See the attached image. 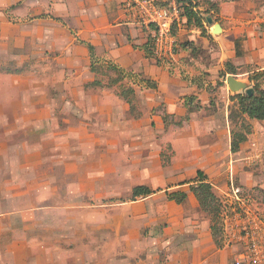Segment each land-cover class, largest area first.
I'll use <instances>...</instances> for the list:
<instances>
[{
	"label": "rangeland",
	"instance_id": "1",
	"mask_svg": "<svg viewBox=\"0 0 264 264\" xmlns=\"http://www.w3.org/2000/svg\"><path fill=\"white\" fill-rule=\"evenodd\" d=\"M223 2L192 0L216 23H225ZM51 9L52 0H0V264H198L187 245L210 231L211 216L198 207L195 181L180 187L191 196L182 204L166 191L201 169L221 208L233 181L264 209V121L246 117L242 155L230 151L243 117L230 120L239 103L219 68L220 33L178 27L176 58L158 66L179 83L157 94L142 74L121 77L100 57L91 73L76 40L89 25L42 19ZM252 70L235 77L250 86ZM198 85L203 108L188 121L183 95ZM129 88L141 89L133 108L120 96ZM139 185L155 192L133 200ZM217 246L231 244L223 234Z\"/></svg>",
	"mask_w": 264,
	"mask_h": 264
},
{
	"label": "crops",
	"instance_id": "2",
	"mask_svg": "<svg viewBox=\"0 0 264 264\" xmlns=\"http://www.w3.org/2000/svg\"><path fill=\"white\" fill-rule=\"evenodd\" d=\"M195 9L202 11L199 6L198 8L195 6ZM43 14H47L46 17H43ZM200 15L202 17L205 16L203 17L204 25H213V33H215V25H221L222 31L218 32L220 34L217 37V56L218 62H220L219 65L221 64L219 68L225 67L227 62H231L239 68L264 69V0H229V2L221 3L220 11L217 15L223 17L225 23H216L215 18L207 17L204 13H200ZM41 18L60 21L64 25L71 27V29L89 25L88 27H83L81 36H78L80 39L76 38V40L83 45L89 56L90 70L92 60L88 44L94 46L96 58L100 57L108 60V63L120 69L124 74V78L127 74L135 76L142 74L143 77L139 76L143 78L140 83H144L146 88L152 90V92L157 93L156 91H158L160 94L175 92L179 83L178 80L172 78L169 74L162 73L158 66L162 61L149 59L146 56L144 45L149 35L145 29L140 28L134 22L131 11L126 6V0H52L51 13H42ZM209 19H212V23L209 22ZM145 34L147 35V40L145 39ZM238 44L241 52L239 56L237 55ZM198 66L203 68L199 62ZM147 81L153 82L156 86L149 85ZM139 90L141 89H134L135 94H139ZM204 91H206V88L198 85V92H190L183 95L182 100L186 108V119L189 115L188 121L191 120V115L198 112V110L189 113L187 100L194 97L195 103L201 104L203 108L201 98ZM172 101L174 100L167 98L168 104H172ZM244 144H242V149ZM241 150L235 153L237 157H241ZM198 171L204 172L201 169H198ZM204 174L207 175L205 172ZM208 180L211 183L209 177ZM185 181V179L181 182L179 181L178 190H183L180 187L184 186L181 183ZM190 198L191 196L188 195L187 200ZM198 207L201 208L199 203ZM210 225L211 223L209 224V229ZM194 233L196 234L187 246L193 250L194 254H198V264H233L239 248L237 245L228 246L229 250H221L213 240L211 229L204 235L199 234V231ZM191 249L190 252L192 251ZM178 264H183V262Z\"/></svg>",
	"mask_w": 264,
	"mask_h": 264
},
{
	"label": "built area",
	"instance_id": "3",
	"mask_svg": "<svg viewBox=\"0 0 264 264\" xmlns=\"http://www.w3.org/2000/svg\"><path fill=\"white\" fill-rule=\"evenodd\" d=\"M126 6L151 36L156 58L173 61L178 54L176 30L183 25L179 1L126 0ZM230 189L232 199L222 207V219L225 242L239 247L233 264H264V209L241 185L232 181Z\"/></svg>",
	"mask_w": 264,
	"mask_h": 264
},
{
	"label": "trees",
	"instance_id": "4",
	"mask_svg": "<svg viewBox=\"0 0 264 264\" xmlns=\"http://www.w3.org/2000/svg\"><path fill=\"white\" fill-rule=\"evenodd\" d=\"M180 4V8L182 10L181 16L183 25L185 27L188 24L194 23L200 29L204 28V18L200 15V11L195 9V5H193L192 0H178ZM152 39L151 36L148 37L147 42L144 45L145 54L147 57H154L155 60L159 61L156 56L154 55V50L152 48ZM178 44V42H177ZM89 53L91 56V70H96L95 65V49L94 46L88 44ZM189 46L188 44L185 47ZM177 51L179 52V47L177 46ZM237 55H241L239 51V44L237 46ZM171 62V60H165ZM160 62V61H159ZM117 73L123 77L122 72L119 68L114 65H111ZM239 67H236L231 62L225 63V69L223 70L225 75L228 74H238ZM249 81L251 82L250 87L253 89L252 95H249L246 91L242 93H237L233 98H236L239 103V108L236 110H232L230 113V120L236 122V118L243 117L241 125L234 126L231 130V152L238 153L241 150L242 144L248 141L249 135L252 133V126L251 124L246 122L247 119L257 120V121H264V69L262 70H252L250 71ZM149 85L156 86L153 82L147 81ZM100 81H93L90 85H100ZM120 96L130 104L131 108L134 107L133 98L130 96H135V91L133 88L126 89L120 92ZM188 112H194L196 110H200L202 108L201 104H196L194 97L189 98L188 100ZM169 115H166V119ZM189 119V115L187 116ZM167 121V120H165ZM195 181L191 187V191L197 198V201L205 212H207L211 217V225L210 229L212 232L213 240L216 245H220V236L223 235V219L221 215V204L219 201L218 196L212 191V185L208 180V176L204 174L202 171H198L195 178L191 180H186L185 182L181 183V185L191 184ZM155 191H153L150 187L145 185L136 186L133 189V200L138 197H148L152 195ZM167 198L175 201L177 204L184 203L188 198V193L184 190H177L166 192Z\"/></svg>",
	"mask_w": 264,
	"mask_h": 264
},
{
	"label": "water",
	"instance_id": "5",
	"mask_svg": "<svg viewBox=\"0 0 264 264\" xmlns=\"http://www.w3.org/2000/svg\"><path fill=\"white\" fill-rule=\"evenodd\" d=\"M209 22L212 23V19H209ZM222 28L220 24H216L214 28V32L218 33L221 32ZM227 83L229 85V88L233 92H242L246 91L249 95H252L253 89L248 85L247 82L237 79L234 75H230L227 78Z\"/></svg>",
	"mask_w": 264,
	"mask_h": 264
}]
</instances>
